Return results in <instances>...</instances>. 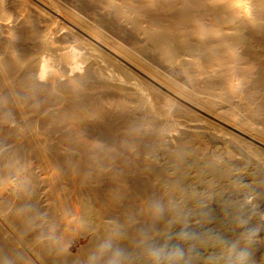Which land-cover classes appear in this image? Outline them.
Instances as JSON below:
<instances>
[{
    "label": "bare ground",
    "instance_id": "6f19581e",
    "mask_svg": "<svg viewBox=\"0 0 264 264\" xmlns=\"http://www.w3.org/2000/svg\"><path fill=\"white\" fill-rule=\"evenodd\" d=\"M178 225L264 264V0H0V264H150Z\"/></svg>",
    "mask_w": 264,
    "mask_h": 264
},
{
    "label": "rangeland",
    "instance_id": "374dc122",
    "mask_svg": "<svg viewBox=\"0 0 264 264\" xmlns=\"http://www.w3.org/2000/svg\"><path fill=\"white\" fill-rule=\"evenodd\" d=\"M182 226L183 225H181L180 227L176 226L175 228L172 229L173 231L172 230L169 232L167 231L163 242L161 244L155 245V247L151 250V253L154 254L155 256L152 257L154 259L152 260L150 264H209V263H206L204 260L205 255H206L204 250L206 249L201 247V250L199 249L200 251L199 250L196 251L197 248L196 249L192 248L193 238H198V240L199 239L201 240L202 236H204L203 233L205 232H202V228H198V229L196 228L197 230L196 229L191 230V229H188L190 228L188 226H187L188 228L185 225L184 227ZM259 239H261V235L259 234L257 230H253V232L251 233V236L249 237V240H251L254 243L255 241ZM85 242L86 240H83L82 244H85ZM202 248L204 250H202ZM75 251H76V248H73V252ZM190 257H192L193 259L200 257L201 259L199 258L200 260L197 263H195L193 260H191L192 258ZM233 260L229 259V260H226L227 262L226 261L224 262L225 264H250L248 261L246 262V260H243L242 262L241 261L239 262L235 259Z\"/></svg>",
    "mask_w": 264,
    "mask_h": 264
}]
</instances>
